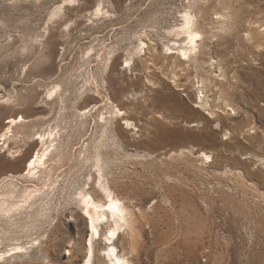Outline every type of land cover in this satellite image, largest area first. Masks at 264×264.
<instances>
[{"label":"rangeland","instance_id":"1","mask_svg":"<svg viewBox=\"0 0 264 264\" xmlns=\"http://www.w3.org/2000/svg\"><path fill=\"white\" fill-rule=\"evenodd\" d=\"M195 1L200 0H102L107 13L88 15L99 0H0V131L4 118L18 114L29 119L24 129L30 134L59 126L65 135L62 149L68 152L55 170V189H47L28 214L15 219L16 227H10L15 231L0 238V249L19 242L33 245L0 264L83 263L89 232L78 198L95 170L91 160L85 161L86 148L93 153L100 134L92 127V117L85 126L79 117L80 110L94 103L81 91L80 74L88 67L85 53L102 42L108 45L105 54L113 45L129 49L134 34L143 30L159 53L149 51L138 59L133 74L122 69L118 59L111 90L106 91L127 102L126 117L140 130L124 136L123 149L103 148L107 178L135 212L134 264H264V36L245 39L249 22L264 24V0H209L208 18L219 3L233 9L230 31H219L213 40L207 37L197 60V55L186 63L167 58L166 46L177 47L172 44L177 40L166 31L180 23L184 8ZM61 4V12L49 19ZM90 64L100 73L94 56ZM129 78H138L146 87L127 101L121 95L132 92L133 86L122 90ZM58 81L69 93L63 101L46 103L44 88ZM201 91L208 98L202 106L197 103ZM219 91L229 93L235 112L219 106ZM15 92L28 97H19L13 105L2 102ZM103 104L108 117L109 104ZM199 121L209 129L200 130ZM183 141L210 147L213 162L201 163L187 151L189 157L159 156L162 147ZM10 144L13 150L39 147ZM17 159L0 149V177L22 171ZM5 179L0 191L24 184Z\"/></svg>","mask_w":264,"mask_h":264},{"label":"bare ground","instance_id":"2","mask_svg":"<svg viewBox=\"0 0 264 264\" xmlns=\"http://www.w3.org/2000/svg\"><path fill=\"white\" fill-rule=\"evenodd\" d=\"M76 1L78 0H64V3H74ZM208 1L200 0L187 5L182 11L180 23L166 31L168 35L175 36L177 40L172 42L177 47L166 46L164 54H166L167 58H175L179 62L186 63L197 55L195 59L197 60L200 47L207 37L213 40L219 31H230L234 20L233 9L226 4L219 3V10H214L212 17L208 18L206 8ZM215 8L216 6L214 5ZM61 10L62 4L56 5L49 19L58 15ZM106 13L102 7V0H99L97 7L88 15ZM254 24L255 22H249L246 25L245 39L248 41L252 39L253 34L264 36V24ZM48 27L47 22L45 31L48 30ZM260 27L263 28L261 29ZM133 37L135 41L132 43V47L129 49L125 47L123 51L119 50V48L117 49V45H113L105 54L108 46L105 42H102L98 49L94 45L89 46L85 53L88 58L86 62L88 67L80 74L84 80L82 90H80L82 93L87 92L84 94V98L94 100V103L84 108L83 112L79 111V117H82L81 125L85 126L86 119L92 117V127L94 126L100 131L99 139L93 145V153L88 147L86 148L85 161L91 160L95 170L94 174H90L91 181L88 183L87 189H81L78 198L89 232L82 264H134L132 258L134 253L138 252L135 234V212L126 204L124 197L118 194L110 184L107 178L108 172L106 171L107 162L104 160L105 153H103V148L107 149L111 145L118 149H123V144L126 143L124 136L133 130H136L135 134L140 130L133 120L126 117L127 112L130 110L129 107H125L127 102H121L118 100L119 97L106 93L107 90H111V71L116 67L118 59H121L122 69L129 74H133L134 66L138 59L146 56L149 51L159 53L155 47V42L146 30L139 34H134ZM92 56H94L95 66L100 72L97 73L100 81H98L97 74L92 70L93 68L90 64V57ZM215 64L219 67V75L223 76L224 70L221 62L215 59ZM147 81L151 82L149 79ZM128 86H133L132 92L128 93V95L123 92L121 98L126 96L125 100L130 101L138 91L142 92L141 87H146V83L140 82L138 78L135 81L129 78L122 85V90H125ZM89 91H92V93H88ZM15 93L8 94L2 102L13 105L18 103L19 97L24 98L23 100L28 97V93H20L19 95ZM43 93L44 101L53 103L57 99L62 100L69 91L68 88L63 86L61 81H58L48 84L44 88ZM218 95L216 99L220 100L219 106L223 110L228 107L226 109L228 113L235 112L229 93L226 95L219 91ZM206 96L201 91V95L198 96L200 101L197 103L201 106L207 104L208 98ZM102 103H104V106L107 103L109 104L108 117L102 112L104 108ZM209 113L213 114L214 112L211 109ZM161 117L166 119L167 116L161 115ZM28 121L27 117L20 114L8 116L4 118L0 131V149L3 152L8 151L12 157H18L17 160H20V166H23L22 171L17 175L8 173L5 177H0V184L6 180L5 178L13 182L21 180V183H24L21 189L13 185V190L11 191H0V238H7L8 234L15 231L10 229V227H16L15 219L28 214L26 212L27 209L31 208L35 202L42 200L47 189H55L54 186L58 181L57 176L54 175L55 170L61 167L64 160L68 158L67 150L62 149V140L63 136H65L63 128L55 126L50 127L47 131L30 134L24 129ZM119 121L123 122L120 123ZM202 121L197 122L196 126L200 127ZM202 126L199 128L200 130L202 128H205L206 131L209 129L207 123L202 124ZM11 141L25 144L29 142L31 146L35 143L39 147L33 151L29 149L23 150L22 147L13 150L10 144ZM129 142L132 143L131 141ZM161 149L165 150L160 152L159 156L171 153L172 157L174 155L189 157L185 153L187 151L191 155H196L197 160H200L201 163L210 164L214 160V152L210 147H196L191 141L179 142ZM155 151L156 149L152 152ZM89 155L92 156L91 159H89ZM2 223L6 224L7 227L1 226ZM25 230L30 231L28 228ZM37 240H39L38 244H41V240ZM29 243L32 244V241L16 243L10 249H0V263L10 257H19L22 253L27 252L28 247H30L27 246Z\"/></svg>","mask_w":264,"mask_h":264}]
</instances>
